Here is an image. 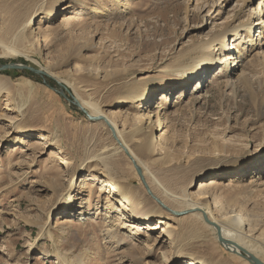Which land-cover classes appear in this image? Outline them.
I'll use <instances>...</instances> for the list:
<instances>
[{"label": "rangeland", "instance_id": "1", "mask_svg": "<svg viewBox=\"0 0 264 264\" xmlns=\"http://www.w3.org/2000/svg\"><path fill=\"white\" fill-rule=\"evenodd\" d=\"M67 3L71 6L56 15L46 12ZM259 3L0 0V65L21 63L56 76L27 68L0 71L1 81L10 80L8 89L0 91V264H79L80 258L83 264H171L174 257L179 259L175 264L190 259L252 264L229 254L196 212L172 211L198 201L206 191L212 211L220 215H226L227 202L235 197L241 215L251 220L243 228L264 260V47L255 55L246 38L231 37V46L251 54L245 65L230 77L208 66L211 79L199 90L190 81L192 64L204 46L229 27L246 23ZM41 6L32 27L47 18L49 26L42 35L44 47L37 51L28 39L17 43L13 35ZM11 44L18 52L8 55L5 49ZM223 54L214 49L215 57ZM134 88L147 89L151 104H166V138L156 154L138 143L140 103L119 104ZM73 96L89 112L113 115L121 133L132 138V154L140 159L151 191L174 207L157 201L187 241L180 251L155 244L160 229L132 235L123 219L109 224L100 186L91 191L79 187L83 177L104 175L95 161L103 158L111 166L110 179L127 185L144 203L152 197L129 155L116 151L108 124L90 120ZM118 108L121 112H114ZM21 131L46 140H24L13 151L9 141ZM53 151L59 158L51 157ZM237 166L245 169L244 176ZM74 176L75 183L70 181ZM252 178L256 182L251 185ZM212 179L220 184L199 188ZM77 202L85 207L83 217L75 213L72 222L61 224ZM113 216L118 220L121 215Z\"/></svg>", "mask_w": 264, "mask_h": 264}, {"label": "bare ground", "instance_id": "2", "mask_svg": "<svg viewBox=\"0 0 264 264\" xmlns=\"http://www.w3.org/2000/svg\"><path fill=\"white\" fill-rule=\"evenodd\" d=\"M70 6L71 4L67 3L61 7L51 8L46 12H48V15H56L57 12L59 13L61 11H64ZM43 9V6L37 8L34 11L33 17H31L26 23L19 27L18 30L14 33L13 39L17 43L23 41V39H28L29 42L34 45L37 51L43 49L44 46L42 35L44 33L45 27L47 28L49 26L45 22L46 20H48V18L41 19L36 26L32 27L36 16L40 14ZM243 32L245 34L244 37L242 35ZM231 37H238L240 39L246 38L249 42V46H251V49L254 51L252 53H254L255 55L260 53L259 50H262L264 47V0H260L259 6L256 8V11L254 10L252 12V14L249 16V20L246 23L233 25L232 27H229L228 29L223 31L210 44L204 46V48L202 49V53L194 59L192 66L193 68H195V70H192L193 72L190 73V81L195 80L194 84H196V90L202 89L204 83L208 82L209 79H211V75H209V71H207L208 66L224 73L225 77H230L235 74V71L238 68L243 67L247 62L249 56H251V54H247L246 48H244L243 50L240 48L237 49L235 46H231L229 42V39ZM216 48L217 50L220 49L222 52H225V54L215 57L214 49ZM17 52L18 49L15 45L12 44L10 45V47L5 49V53L8 55H12L13 53ZM38 68L41 69L40 67ZM200 68H206V70L198 72ZM43 72L45 73V75H47V77L56 78V76L52 73L48 74L45 71ZM238 77H241V75L237 76V78ZM57 81L58 83H61L59 80ZM9 84L10 80H0V91L2 89H8V87L10 86ZM157 90L159 91L161 89H154V91ZM77 101L79 102L80 109H83L87 113V117L90 120L105 121L108 124L113 133V136L115 137L118 143L116 151L126 152L129 155L138 175L143 180L148 192L150 191L149 193L152 195V197L148 196L147 199L145 198L147 203H144V199L140 196L131 193L127 185L121 184L115 180L110 179L107 175V172L110 171L111 166L103 158L97 159L95 161H97V164L101 165L102 170L105 171L104 175L92 173L86 177H83L79 184V187L86 189L88 188L91 191L93 187L97 185L100 186V190L105 195L103 208L107 213L106 215L108 217L109 224L113 222L114 225H118L121 219H123L125 220L123 224L130 228L132 235L138 234L142 229L145 230L149 228V230L152 232L160 229L161 231L157 232L156 234L157 238L155 244L166 243L175 249L178 247V251H180L183 247L186 246L187 241L185 239H182V235L181 237L180 235H177L176 230H174L173 228V224L170 222L169 217H167L168 215L164 214L159 209L160 205L158 202L162 204H167L171 207L170 209L174 207L169 203H166L163 198L159 197L151 191L150 186L147 184V181L142 172V163L140 159H138V157L132 154V147L130 146L132 138L130 137L129 140L126 135L121 133L119 123L113 115L106 113L104 110H91L89 112L82 102H80L78 99ZM137 101L140 103L138 104L137 108H140L141 110L138 115L140 124L136 127L137 133L139 134V136H141L138 140V143L146 151L150 152L151 154H156L158 153L162 140L166 138L167 129L165 128V124L167 122V118L166 113L164 111L166 108V104H164L161 100H159L161 102H155L151 104V99L148 95V90L144 89L143 91H138L135 88L132 89L130 94L127 97H124L119 102V104L124 106ZM114 112H121V110L120 108H118ZM8 121L10 124H12L13 119L11 118ZM24 140L26 142H34L36 140H46V137L44 135H37L34 133H26L25 131H21L16 139L9 141L11 142L9 143V146L13 151L17 150L18 146L23 145ZM58 154V152L53 151L51 157L53 158L55 156V158H59ZM63 161L64 164L68 163L67 160L63 159ZM236 171L237 173H240L243 176L245 175L242 174V172L245 171L242 166H237ZM75 178L76 176L71 178L70 181L75 183ZM254 182H256V180L253 178L249 180V184L251 185L254 184ZM219 184L220 183L218 181L212 179L207 182L201 183L199 185V188L201 187L206 189L208 187L216 186ZM63 195L64 193H61L59 198H62ZM234 198L230 199L227 202L228 211H226V215L216 214L212 211V206L209 203V194L207 193V191L202 193L198 197V201L188 203L181 210L174 209L175 211H172L177 215H184L189 212H196L198 214L197 216L202 217L216 231L217 239L219 240L221 246L235 259L243 258L244 260L252 264H260V260L261 264H264V260L260 256L259 250L251 242V236L243 228V222L248 221V224H250L251 220L249 217H243L241 215V209L236 205ZM64 207L65 204H63L59 208L62 209ZM83 208L85 207L81 205V202L75 203V206L71 207L65 212V216L62 217V221L60 223L64 225L68 222H72L75 213H80V216L83 217ZM56 210V208L53 209L51 213ZM116 212H119L121 215L118 217L116 216L118 220H114L113 214ZM236 220L238 222L234 223L233 221ZM123 242L124 240H118V243ZM34 247V244L31 243L30 249ZM177 262H179L178 257H174L171 260V264H175ZM206 262L202 259H190L189 261H185L184 264H210ZM78 263L83 264V259L80 258Z\"/></svg>", "mask_w": 264, "mask_h": 264}, {"label": "water", "instance_id": "3", "mask_svg": "<svg viewBox=\"0 0 264 264\" xmlns=\"http://www.w3.org/2000/svg\"><path fill=\"white\" fill-rule=\"evenodd\" d=\"M10 68H13V69H24V68H27V69H29V70H32L33 72H35V73H37V74H40V75H42V76H47V75H45V73L41 70V69H39V68H35V67H33V66H27V65H25V64H21V63H10V64H6V65H0V71H2V70H7V69H10ZM61 86H62V84L61 83H59ZM53 89H55V88H53ZM55 90H57V89H55ZM58 91V90H57ZM59 93L60 94H62V95H64V96H66V94H65V92H64V90H59ZM73 102L77 105V106H79V108H80V105H79V102L77 101V99L73 96ZM83 112H85L83 109H81ZM86 113V112H85ZM86 115H87V113H86ZM88 116V115H87ZM92 119H94V118H92ZM150 192V191H149ZM259 262H260V264H261V261L259 260Z\"/></svg>", "mask_w": 264, "mask_h": 264}]
</instances>
